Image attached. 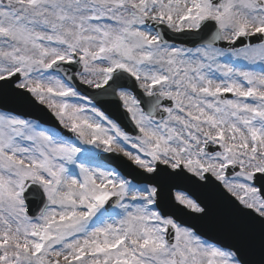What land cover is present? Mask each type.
Listing matches in <instances>:
<instances>
[{
    "label": "snow or ice",
    "instance_id": "snow-or-ice-1",
    "mask_svg": "<svg viewBox=\"0 0 264 264\" xmlns=\"http://www.w3.org/2000/svg\"><path fill=\"white\" fill-rule=\"evenodd\" d=\"M0 264H264V0H0Z\"/></svg>",
    "mask_w": 264,
    "mask_h": 264
}]
</instances>
